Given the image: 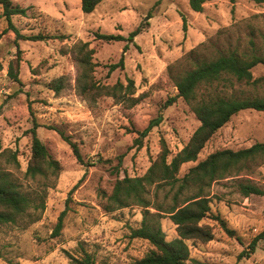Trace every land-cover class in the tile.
<instances>
[{
  "label": "rangeland",
  "instance_id": "obj_1",
  "mask_svg": "<svg viewBox=\"0 0 264 264\" xmlns=\"http://www.w3.org/2000/svg\"><path fill=\"white\" fill-rule=\"evenodd\" d=\"M26 8V15L12 18L22 36L40 33L65 35V40L31 41L17 38L9 28L0 6V146L17 151L21 163L18 174L24 186L36 184L24 179L31 158L33 115L41 125L62 129L77 144L82 161L72 147L54 130L41 126L38 137L62 171L49 188L47 206L41 220L28 227H0V264H72L71 256L83 250L93 253L99 264H133L151 248L142 239L131 237V229L140 226L142 209L138 206L107 213L100 206V194L111 193L115 181L124 173L131 177L145 172L161 151L165 139L173 154L188 142L200 122L182 98L163 112L164 119L143 139H136L161 106L178 91L170 67L182 61L202 44L209 51L235 49L249 51L253 41L264 48V4L251 0H206L204 10L194 12L189 0H104L91 14H84L81 0H13ZM187 19V32L183 19ZM146 23H149L146 25ZM143 31L134 42L107 44L95 39L94 33L121 34ZM90 42L96 50L95 78L102 85L134 81V97L139 102H116L101 97L88 102L76 93L77 68L68 52L77 41ZM128 44L124 68L109 72V66L120 61ZM68 54H65V52ZM20 83L8 74L10 63L17 66ZM255 78L264 76V66L253 69ZM65 77L61 94L49 86ZM230 89V88H229ZM237 95L264 93V83L252 87L236 85ZM33 114V115H32ZM264 141V112L242 110L221 128L199 155L197 162L183 165L180 177L209 154L218 150H239ZM264 188V164L242 180ZM233 181H219L211 189L213 218L204 220L211 226L214 239L193 247L195 259L215 264H236L238 255L264 229V196L243 198ZM162 196V195H161ZM160 196V197H161ZM67 210L61 234L54 235L60 214ZM215 217L225 223L222 226ZM167 239L177 237L175 225L162 219ZM227 230L232 231V234ZM239 264H264V241L249 259Z\"/></svg>",
  "mask_w": 264,
  "mask_h": 264
},
{
  "label": "trees",
  "instance_id": "obj_2",
  "mask_svg": "<svg viewBox=\"0 0 264 264\" xmlns=\"http://www.w3.org/2000/svg\"><path fill=\"white\" fill-rule=\"evenodd\" d=\"M104 0H81L84 14L93 13ZM233 5L237 0H229ZM256 4H264V0H251ZM206 0H189L194 12H202ZM3 16L9 28L17 38L31 41L65 40V35L47 36L42 33L34 36H22L14 26L12 18L26 15V8L14 4L13 0H0ZM184 31L187 32V19L182 15ZM149 23H146L148 25ZM142 27L132 31L128 37L121 34H105L95 32V39L107 44L116 42H134L140 35ZM249 51L235 49H215L209 51L205 45L193 49L176 65L170 67V74L178 91L174 98L168 99L161 106L156 118L139 133L136 139L138 147L143 146V139L154 127L164 119L163 112L170 104L182 98L188 104L199 120V127L191 134L187 144L176 154L169 149L165 139H161V151L145 172L138 177L129 176L122 168V159L115 168L116 174L124 173L123 178L115 181L111 193L103 191L100 194V206L107 212H115L124 208L138 206L142 209L140 226L131 229V237L147 241L151 248L133 264H215L203 262L193 257L192 249L214 239L211 226L204 224L207 218H213L211 213V189L219 181H233L235 188L243 196H264V188L254 184L251 179L242 180V176H250L259 166L264 164V141L257 142L249 148L232 150L223 149L209 154L204 160L191 167L180 177L183 165L197 162L200 153L207 143L221 128L242 110L264 112V93L247 96L235 93L236 85L252 87L264 83V76L255 78L253 69L264 66V48L259 50L253 41ZM128 44L123 48L120 61L109 66V72L124 68L125 54ZM68 52L73 54L77 68L76 93L88 102L107 96L116 102H130V107L138 104L134 97V81L127 79V84L117 82L114 85H102L95 78L94 61L96 50L90 42L77 41ZM66 51L65 54H68ZM15 68L9 66V77L20 83L17 59ZM65 77H60L49 84L56 93L61 94ZM230 88V89H229ZM33 115V114H32ZM41 126L56 131L73 149L79 161L82 157L76 143L72 142L62 129L54 125H41L33 115L31 134V158L24 179L36 184L35 188L27 189L18 176L21 173V163L17 151L0 146V227L22 225L28 227L41 220L47 206L49 188L55 185L62 167L46 145L38 137L37 129ZM162 195V196H161ZM161 196V197H160ZM67 210L63 211L56 223L54 235L58 236L64 226ZM168 217L175 225L177 237L168 240L163 230L162 219ZM222 226L224 221L215 217ZM232 234V231L227 230ZM264 241V229L255 236L249 245L238 255L236 260L249 259ZM72 264H99L96 256L83 250L80 256L70 257Z\"/></svg>",
  "mask_w": 264,
  "mask_h": 264
}]
</instances>
